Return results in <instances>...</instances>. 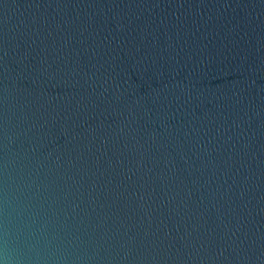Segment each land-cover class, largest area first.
Instances as JSON below:
<instances>
[{"label": "water", "instance_id": "1", "mask_svg": "<svg viewBox=\"0 0 264 264\" xmlns=\"http://www.w3.org/2000/svg\"><path fill=\"white\" fill-rule=\"evenodd\" d=\"M0 264H264V0H0Z\"/></svg>", "mask_w": 264, "mask_h": 264}]
</instances>
